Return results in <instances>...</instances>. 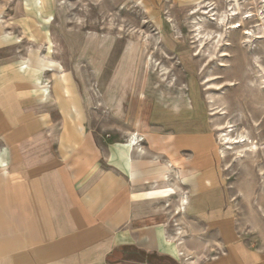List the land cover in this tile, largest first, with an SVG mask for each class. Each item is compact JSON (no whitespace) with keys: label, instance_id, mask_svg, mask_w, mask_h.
<instances>
[{"label":"crops","instance_id":"obj_1","mask_svg":"<svg viewBox=\"0 0 264 264\" xmlns=\"http://www.w3.org/2000/svg\"><path fill=\"white\" fill-rule=\"evenodd\" d=\"M12 20L0 12V264H264L238 233L195 86L148 92L122 49L102 82L110 123L90 125L78 81L21 53Z\"/></svg>","mask_w":264,"mask_h":264},{"label":"rangeland","instance_id":"obj_2","mask_svg":"<svg viewBox=\"0 0 264 264\" xmlns=\"http://www.w3.org/2000/svg\"><path fill=\"white\" fill-rule=\"evenodd\" d=\"M234 8L237 14L220 26L219 18ZM0 12L13 19L21 53L41 68L62 65L63 75L78 81L89 99L90 125L110 123L102 82L122 49L131 62L122 72L131 83L146 82L148 92L188 93L195 86L238 233L264 249V0H41L36 6L0 0ZM197 25L210 38L199 37ZM133 255L147 264H172Z\"/></svg>","mask_w":264,"mask_h":264},{"label":"bare ground","instance_id":"obj_3","mask_svg":"<svg viewBox=\"0 0 264 264\" xmlns=\"http://www.w3.org/2000/svg\"><path fill=\"white\" fill-rule=\"evenodd\" d=\"M199 10V8L198 9H194L193 10V12H197ZM202 12L203 13H208V11L205 9V10H202ZM237 14V12L235 11V8L231 11V13L230 14H227V13H225L223 16H221L220 18H219V20H218V24L220 25V26H223L224 24H225V21L227 20V16L228 15H231V16H234V15H236ZM244 17H251V14L250 13H247V14H245L244 15ZM203 18V17H202ZM232 27H235V25L234 26H232ZM202 29V28H201ZM201 29H200V26L199 25H197L196 27H195V30L197 31V35H199V37H201L202 39L203 38H210V36H211V34H210V36H209V34L208 33H206V34H201ZM241 136V135H240ZM243 138V137H242ZM241 139V138H240ZM245 139V138H244ZM238 140H239V136H238ZM226 141H228V138H227V140ZM239 141H243V140H239ZM238 141V142H239ZM229 142V141H228Z\"/></svg>","mask_w":264,"mask_h":264}]
</instances>
